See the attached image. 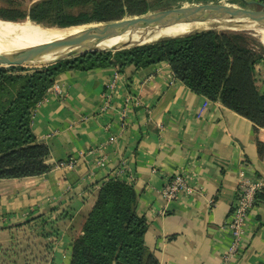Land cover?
<instances>
[{
    "label": "crops",
    "instance_id": "obj_1",
    "mask_svg": "<svg viewBox=\"0 0 264 264\" xmlns=\"http://www.w3.org/2000/svg\"><path fill=\"white\" fill-rule=\"evenodd\" d=\"M206 101L165 62L61 74L31 122L51 171L0 180V264H70L73 241L113 178L135 188L159 264H220L240 172L264 180V127L218 103L205 108ZM71 159L74 169L59 168ZM175 174L192 191L169 202L161 192ZM44 214L55 222L39 223ZM232 264H264V190Z\"/></svg>",
    "mask_w": 264,
    "mask_h": 264
},
{
    "label": "trees",
    "instance_id": "obj_2",
    "mask_svg": "<svg viewBox=\"0 0 264 264\" xmlns=\"http://www.w3.org/2000/svg\"><path fill=\"white\" fill-rule=\"evenodd\" d=\"M178 1L183 0H42L18 17L0 18L10 22L29 18L45 27L71 28L142 16L164 2ZM50 18H56L55 23L44 25ZM250 35L205 30L116 53L89 54L45 66L0 68V180L51 171L45 163L49 149L36 140L32 116L57 78L68 71L114 66L122 71L165 62L174 78L193 93L264 127V94L256 79L264 55ZM137 202L131 183L119 178L103 183L81 234L73 241L70 264H159L146 245L149 226L137 213Z\"/></svg>",
    "mask_w": 264,
    "mask_h": 264
},
{
    "label": "water",
    "instance_id": "obj_3",
    "mask_svg": "<svg viewBox=\"0 0 264 264\" xmlns=\"http://www.w3.org/2000/svg\"><path fill=\"white\" fill-rule=\"evenodd\" d=\"M245 6L254 2L240 0ZM258 10H230L219 8H182L158 11L130 20L106 23L89 34L69 37L55 44H47L32 50L0 55V68L35 67L84 57L89 54L116 52L129 37L149 35L158 28L172 23L207 21L236 24L264 29V4ZM175 38V37H169ZM121 39L114 45L109 42Z\"/></svg>",
    "mask_w": 264,
    "mask_h": 264
},
{
    "label": "bare ground",
    "instance_id": "obj_4",
    "mask_svg": "<svg viewBox=\"0 0 264 264\" xmlns=\"http://www.w3.org/2000/svg\"><path fill=\"white\" fill-rule=\"evenodd\" d=\"M182 8H219L230 10H244L242 5L235 0H216L206 2H181L178 7ZM104 25L86 24L74 28L45 27L33 24L29 21L19 22L18 24L3 23L0 21V55L9 54L20 51L32 50L47 44H55L69 37L89 34V32L101 28ZM210 26H219L231 29L232 31L248 32L254 37L259 38V41L264 46V29L256 27H245L236 24L217 23L207 21H193L186 23H172L158 28L155 32L143 36L135 35L126 40L124 47L116 52L130 50L136 47L155 44L164 38L182 37L192 33H198L208 30ZM121 39H115L109 42V45H114Z\"/></svg>",
    "mask_w": 264,
    "mask_h": 264
},
{
    "label": "built area",
    "instance_id": "obj_5",
    "mask_svg": "<svg viewBox=\"0 0 264 264\" xmlns=\"http://www.w3.org/2000/svg\"><path fill=\"white\" fill-rule=\"evenodd\" d=\"M115 87V83L111 84ZM210 101L205 102V108L208 107ZM76 166V161L71 159L59 164V168L72 170ZM130 183V182H129ZM264 190V180H249L243 171L240 172L238 195L235 200L229 221L226 224L231 236V244L228 250L222 255L220 264H232L237 259L242 250V244L246 235V226L252 211L257 204V195ZM191 189L187 186L185 176L175 174L162 189V196L165 200L171 202L177 200L182 193H191Z\"/></svg>",
    "mask_w": 264,
    "mask_h": 264
},
{
    "label": "rangeland",
    "instance_id": "obj_6",
    "mask_svg": "<svg viewBox=\"0 0 264 264\" xmlns=\"http://www.w3.org/2000/svg\"><path fill=\"white\" fill-rule=\"evenodd\" d=\"M192 2L193 0H183V1H178V2H164L161 5L153 8L152 10H150L148 13L144 14V15H148L151 13H155L158 11H163V10H168V9H173L175 7H178L179 4L181 2ZM238 1L241 5L242 8L244 10H258L260 9V6L257 7H251V6H245L244 4H242V2L240 0H235ZM247 1V0H245ZM37 2V0H0V16H11V17H18L20 16V14L22 13H26L28 11V9L33 5V3ZM194 2H206V1H194ZM143 16V15H142ZM138 17V16H136ZM134 17H130V16H125L122 18V20L120 21H115V22H123V21H127L130 20ZM2 19V20H1ZM17 19V18H16ZM5 20L4 18H0V21L3 23H10V24H18L19 22H10V21H3ZM22 20V18L20 19ZM56 18H50L47 20L46 23H44V25H50L55 23ZM24 21H29L33 24H36L35 22L31 21L29 18H23V21L20 22H24ZM115 22H110V23H115ZM103 25H105L106 23H102ZM38 25V24H37ZM57 29H61L59 27H56ZM74 28V27H71ZM67 29V28H64ZM208 30H212L215 31L217 33H226V32H238V31H232L231 29L225 28V27H219V26H210ZM242 31H239V33H241ZM250 38L254 39L258 45V47H260L262 49V53L264 55V46L263 44L259 41V38L254 37L253 35H250ZM260 50V49H259ZM116 53V52H113ZM5 68H9V67H5ZM257 73H256V79H257V87L258 90L264 94V60L263 62H261L260 64H258L257 66ZM48 215V216H47ZM35 218H37L36 220L39 223L42 224H52L55 222V219H53L52 216L49 217V214H44V215H40V216H36ZM39 219V220H38ZM25 221H29V219H25ZM19 239L24 238L23 235H19L17 236ZM13 259V258H12ZM11 260V259H10ZM21 260V259H20ZM22 264V263H20ZM24 264V263H23Z\"/></svg>",
    "mask_w": 264,
    "mask_h": 264
}]
</instances>
